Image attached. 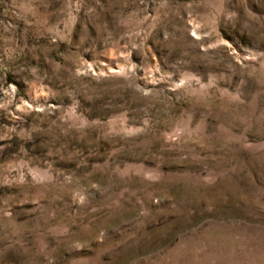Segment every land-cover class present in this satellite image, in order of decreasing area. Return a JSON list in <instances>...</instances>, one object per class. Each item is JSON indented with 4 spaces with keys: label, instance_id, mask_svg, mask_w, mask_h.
<instances>
[{
    "label": "rangeland",
    "instance_id": "374dc122",
    "mask_svg": "<svg viewBox=\"0 0 264 264\" xmlns=\"http://www.w3.org/2000/svg\"><path fill=\"white\" fill-rule=\"evenodd\" d=\"M0 264H264V0H0Z\"/></svg>",
    "mask_w": 264,
    "mask_h": 264
}]
</instances>
